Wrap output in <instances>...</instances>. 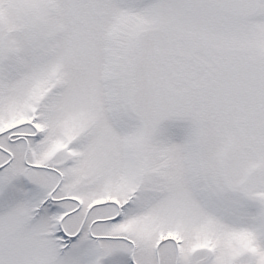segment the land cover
<instances>
[{
  "label": "snow or ice",
  "instance_id": "snow-or-ice-1",
  "mask_svg": "<svg viewBox=\"0 0 264 264\" xmlns=\"http://www.w3.org/2000/svg\"><path fill=\"white\" fill-rule=\"evenodd\" d=\"M0 264H264V0H0Z\"/></svg>",
  "mask_w": 264,
  "mask_h": 264
}]
</instances>
